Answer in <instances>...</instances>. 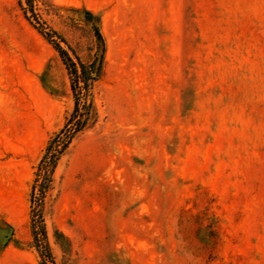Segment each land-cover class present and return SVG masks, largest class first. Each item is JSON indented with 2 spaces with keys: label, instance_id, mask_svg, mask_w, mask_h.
Returning a JSON list of instances; mask_svg holds the SVG:
<instances>
[{
  "label": "rangeland",
  "instance_id": "1",
  "mask_svg": "<svg viewBox=\"0 0 264 264\" xmlns=\"http://www.w3.org/2000/svg\"><path fill=\"white\" fill-rule=\"evenodd\" d=\"M96 25L74 94L38 28L89 65ZM76 96L54 264H264V0H0V264H53Z\"/></svg>",
  "mask_w": 264,
  "mask_h": 264
},
{
  "label": "trees",
  "instance_id": "2",
  "mask_svg": "<svg viewBox=\"0 0 264 264\" xmlns=\"http://www.w3.org/2000/svg\"><path fill=\"white\" fill-rule=\"evenodd\" d=\"M84 13L86 16L92 18L95 17V15L89 11L84 10ZM40 33L44 36V38L52 44L54 49L58 52L59 56L61 57L63 63L65 64L68 72L71 75H74V78H72L71 81V88L73 93L76 92V84L79 81V78H81V81L83 82V88L85 91H88V86L91 80H94L97 78L101 64L103 61V51H104V42L102 35L99 31L98 26L96 25L94 27V32L96 34V37L98 39L99 45H100V54L97 59H95L93 62H91L89 65H85L83 62L79 60V58L76 56V62L73 61V59L69 56L67 50L60 44L61 42L66 43V40L64 37H62L56 30L49 29V31H45L44 29L38 28ZM54 36H56L59 41H57ZM78 66L80 68V76L78 73ZM79 98L76 96L74 99V107L67 118L63 128L61 129L62 133H57L49 142L46 147L45 154L43 156V159L40 163V171H43V174L46 176V181L44 182V185H40V214H39V224L40 225V237H38V232L35 231V225L33 224V217H32V235L34 236L35 244L37 248H41V243L44 241V249L46 253L49 254V258L52 260V256L50 253V248L46 242V231L43 225L42 221V206H43V199L45 196V192L47 191L48 184L50 182V174L52 173L56 161L58 157L63 153V151L68 146L71 139L79 132L81 131L90 120L92 114L95 115L94 112H92L91 106L86 105L84 109H81L79 107ZM44 165V166H43ZM43 168V169H42ZM37 182V178L35 179V183ZM35 183L32 185V191L35 188ZM52 263L54 264V261L52 260Z\"/></svg>",
  "mask_w": 264,
  "mask_h": 264
},
{
  "label": "water",
  "instance_id": "3",
  "mask_svg": "<svg viewBox=\"0 0 264 264\" xmlns=\"http://www.w3.org/2000/svg\"><path fill=\"white\" fill-rule=\"evenodd\" d=\"M11 234H12V229H10V231L7 233V235L5 237V241L8 240V238L10 237Z\"/></svg>",
  "mask_w": 264,
  "mask_h": 264
}]
</instances>
